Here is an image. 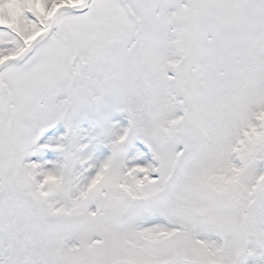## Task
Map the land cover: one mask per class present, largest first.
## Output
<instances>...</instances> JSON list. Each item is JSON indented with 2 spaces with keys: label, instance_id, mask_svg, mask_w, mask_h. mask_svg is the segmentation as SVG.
I'll use <instances>...</instances> for the list:
<instances>
[{
  "label": "snow or ice",
  "instance_id": "obj_1",
  "mask_svg": "<svg viewBox=\"0 0 264 264\" xmlns=\"http://www.w3.org/2000/svg\"><path fill=\"white\" fill-rule=\"evenodd\" d=\"M0 264H264V0H0Z\"/></svg>",
  "mask_w": 264,
  "mask_h": 264
}]
</instances>
